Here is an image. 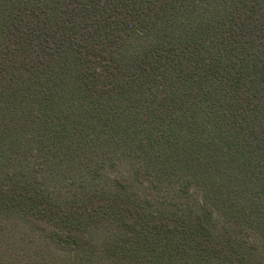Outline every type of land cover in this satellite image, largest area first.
<instances>
[{"label":"trees","instance_id":"1","mask_svg":"<svg viewBox=\"0 0 264 264\" xmlns=\"http://www.w3.org/2000/svg\"><path fill=\"white\" fill-rule=\"evenodd\" d=\"M19 229L72 258L0 263L264 264V0H0Z\"/></svg>","mask_w":264,"mask_h":264},{"label":"rangeland","instance_id":"2","mask_svg":"<svg viewBox=\"0 0 264 264\" xmlns=\"http://www.w3.org/2000/svg\"><path fill=\"white\" fill-rule=\"evenodd\" d=\"M19 229L11 236L2 239L0 248V258L4 260H49V261H67L72 258L70 254L62 251L55 243L49 242L41 237L37 231L30 232ZM32 231V230H31ZM211 258V257H206Z\"/></svg>","mask_w":264,"mask_h":264},{"label":"crops","instance_id":"3","mask_svg":"<svg viewBox=\"0 0 264 264\" xmlns=\"http://www.w3.org/2000/svg\"><path fill=\"white\" fill-rule=\"evenodd\" d=\"M0 264H71L64 262H19V263H0Z\"/></svg>","mask_w":264,"mask_h":264}]
</instances>
